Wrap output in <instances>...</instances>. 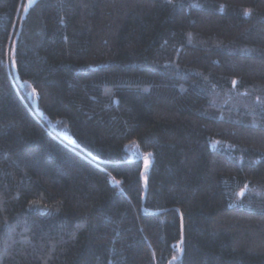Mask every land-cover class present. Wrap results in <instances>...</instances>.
<instances>
[{
  "label": "trees",
  "instance_id": "trees-1",
  "mask_svg": "<svg viewBox=\"0 0 264 264\" xmlns=\"http://www.w3.org/2000/svg\"><path fill=\"white\" fill-rule=\"evenodd\" d=\"M0 264H264V0H0Z\"/></svg>",
  "mask_w": 264,
  "mask_h": 264
}]
</instances>
